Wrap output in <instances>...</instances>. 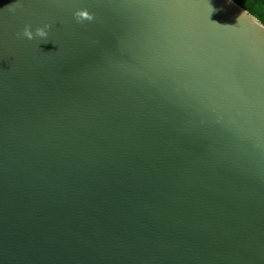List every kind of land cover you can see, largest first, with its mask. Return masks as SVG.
Segmentation results:
<instances>
[{"label": "water", "instance_id": "water-1", "mask_svg": "<svg viewBox=\"0 0 264 264\" xmlns=\"http://www.w3.org/2000/svg\"><path fill=\"white\" fill-rule=\"evenodd\" d=\"M0 264H264V23L0 0Z\"/></svg>", "mask_w": 264, "mask_h": 264}, {"label": "clouds", "instance_id": "clouds-1", "mask_svg": "<svg viewBox=\"0 0 264 264\" xmlns=\"http://www.w3.org/2000/svg\"><path fill=\"white\" fill-rule=\"evenodd\" d=\"M249 3L253 7L255 12L258 14V18L264 20V0H249ZM75 15L79 17L81 15H87V13L77 11ZM49 28L50 25L47 23L43 24L42 26H37L35 30H33L31 25H25L22 32L17 33V35L26 37L29 40H33L38 37L41 39L42 42L47 43Z\"/></svg>", "mask_w": 264, "mask_h": 264}, {"label": "trees", "instance_id": "trees-1", "mask_svg": "<svg viewBox=\"0 0 264 264\" xmlns=\"http://www.w3.org/2000/svg\"><path fill=\"white\" fill-rule=\"evenodd\" d=\"M237 2L239 5H241L244 9L249 11L251 14H253L257 19H259L261 22L264 23V20L258 18V14L255 12L253 7L250 5L249 0H234Z\"/></svg>", "mask_w": 264, "mask_h": 264}]
</instances>
